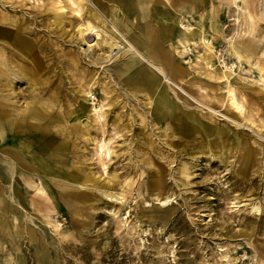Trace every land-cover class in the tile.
Returning <instances> with one entry per match:
<instances>
[{
	"label": "rangeland",
	"instance_id": "obj_1",
	"mask_svg": "<svg viewBox=\"0 0 264 264\" xmlns=\"http://www.w3.org/2000/svg\"><path fill=\"white\" fill-rule=\"evenodd\" d=\"M95 1L0 0V264H264V0L144 14L131 84Z\"/></svg>",
	"mask_w": 264,
	"mask_h": 264
},
{
	"label": "crops",
	"instance_id": "obj_2",
	"mask_svg": "<svg viewBox=\"0 0 264 264\" xmlns=\"http://www.w3.org/2000/svg\"><path fill=\"white\" fill-rule=\"evenodd\" d=\"M101 1L102 0H97L95 2L97 4L102 5ZM107 1L113 4V8L111 9L110 13L112 14L111 15L112 18L115 20V15H116L115 13H120L121 11H120L119 7L116 5V3L111 2L109 0H107ZM119 1H121V4L124 6V8H122V9L126 13H128L129 15L134 14V17L136 18V22H137V23L135 22L134 24H131V23H129V21L126 22V21L120 20L121 23H126L127 27L129 28V34L127 35V39L132 44L134 50L136 49L135 50L136 55H135L134 60L135 61L137 60L136 61L137 64L135 66H140L139 65L141 63L140 61L143 59L144 60L148 59V60H151L154 62L159 61V66L160 65L164 66L163 62L166 59V57H162L159 53H157L161 49H163V47H162V45H158V42L156 41V39L154 37L156 30H157L156 29L157 27L153 24L152 25L150 24V31L145 33V31H147V29L149 28V25L146 23H141V20H143L145 17H144V15L140 14L141 12L139 11V5H145L146 4L149 6L150 10L147 12V15H149V13L155 12V11L157 14H160L161 16L162 15L164 16L165 13H167V15H169V16H165L164 17L165 19L171 18L170 14H168V13H170L171 7H167V9L165 8L164 10L161 8L162 4H163V6L166 4L165 3L166 0H139V1L138 0H119ZM173 1L172 2L174 3V7L172 8V11H174V16H176L179 14L177 12V11H179V9H186V7L184 6L185 3H182V0H173ZM208 2H209L208 0H205V2H203V3L199 2V3H197V4H199L197 6L198 7L202 6V8H203V7H205V5ZM198 7H194V9L192 8L190 10L191 12H189V13H192V14L199 13L201 11V9H196ZM182 13H183V11H182ZM133 18H131L130 20H132ZM174 19H175V17H174ZM174 19H172V23H174V21H175ZM120 21L115 20L114 22L117 24H121ZM139 26H142V28L139 29ZM165 27L166 26H163V28L166 30ZM164 29H163V31H164ZM168 35H169V33L166 32L167 39H169ZM161 58L163 60H161Z\"/></svg>",
	"mask_w": 264,
	"mask_h": 264
},
{
	"label": "bare ground",
	"instance_id": "obj_3",
	"mask_svg": "<svg viewBox=\"0 0 264 264\" xmlns=\"http://www.w3.org/2000/svg\"><path fill=\"white\" fill-rule=\"evenodd\" d=\"M69 1H71V0H69ZM74 1V0H73ZM109 1H111V2H114V3H116V5L120 8V7H122V8H124V6L121 4V1H119V0H109ZM139 1V0H138ZM173 0H166V2L169 4V6L171 7V8H173L174 7V1L172 2ZM249 1V0H248ZM199 2H205V0H182V3H185V7H186V9H179V11L182 13V11L183 12H185V13H189V12H191L190 10L193 8L194 9V7H198L197 5H199V4H197V3H199ZM241 2H243V3H248L246 0H241ZM71 4H72V2H70ZM78 3V2H77ZM254 3V2H253ZM58 4V3H57ZM76 4V3H75ZM76 6L78 7V6H80V4L79 5H77L76 4ZM126 6V5H125ZM74 7V6H73ZM117 7V8H118ZM176 7V6H175ZM183 7V6H182ZM204 8V7H203ZM196 9H201V11H203L202 10V6H200V7H198V8H196ZM78 10V9H77ZM76 10V11H77ZM150 10V8H149V6L148 5H139V11L141 12L140 14L141 15H144V14H147V12ZM252 11H253V14H255L254 12V9H251ZM143 11V12H142ZM179 11H177L179 14H181ZM199 12V11H198ZM137 14V13H136ZM88 16H89V14H88ZM88 20H90V19H88ZM98 20V19H97ZM120 21V20H119ZM2 22H5V20H3ZM120 23H121V21H120ZM137 23V22H136ZM2 24H4V23H2ZM86 24V23H85ZM115 25H116V27L122 32V35H120L119 37L118 36H115V35H112L111 33H106L105 34V36L107 37V39H105L106 37H104V39H105V41L104 40H102V42L104 41V43L107 45V49H108V51L110 52L107 56H106V58H107V61L109 62V60L111 59V57L114 55V58L116 57V54L120 51V50H124V52L125 53H129V54H127V57H125L124 58V61H122L121 62V67H122V71L123 72H125V73H129V78H128V83L129 84H131V83H135V81L137 80V78H138V75L137 74H133V73H131L130 71L135 67V65L137 64V60L135 61L134 59H135V55H136V49L134 50V48H133V46H132V44L128 41V39H127V35L129 34V28L127 27V25H126V23H121V24H117V23H115ZM114 25V26H115ZM98 26H100V27H102L103 28V23H96V24H91L90 22H88L87 23V25H85V29L84 30H88V29H91L92 31L96 28V27H98ZM133 26V25H132ZM84 27V26H83ZM142 28V26H139V29H141ZM188 29H190V28H188ZM3 31H5V32H3V35H4V37L6 38V39H8V40H10L11 39V35L13 34V33H11L12 31H8V30H3ZM80 31V30H79ZM95 31V32H94ZM93 31V35H94V33H96V35L98 36L99 34L97 33V31L96 30H94ZM202 31H203V29H202ZM86 32V31H85ZM87 33V32H86ZM204 33V32H203ZM84 34V33H83ZM206 34V33H205ZM23 35V34H22ZM81 35V34H80ZM95 36V35H94ZM202 36V35H201ZM99 37V36H98ZM182 37V36H181ZM200 38H202V37H200ZM13 39H17L16 37H13ZM96 39V38H95ZM100 39V38H99ZM98 39V40H99ZM204 39V38H203ZM106 40H107V42H106ZM226 40V39H225ZM14 41V40H13ZM97 41V40H96ZM234 41V40H233ZM206 42V41H205ZM104 44V45H105ZM122 44H124V46H122ZM96 45V44H95ZM206 45V44H205ZM100 46V45H99ZM239 47V46H238ZM23 49V48H22ZM3 50V49H2ZM209 51H207V52H210V49H208ZM123 52V53H124ZM229 52V51H228ZM122 53V52H121ZM140 54V53H139ZM206 54V53H205ZM118 55V54H117ZM218 55V54H217ZM32 57H33V55H32ZM206 57V56H205ZM239 57V56H238ZM98 58V57H97ZM103 58H104V56H103ZM203 58V57H202ZM205 59V58H204ZM98 60V59H97ZM105 60V59H104ZM113 60V59H112ZM144 60V59H143ZM6 60H0V64H2V63H4ZM21 61V60H20ZM35 61V60H34ZM111 61V60H110ZM221 61V60H220ZM101 62V61H100ZM97 63V62H96ZM99 63V62H98ZM148 63V62H147ZM7 64V63H6ZM17 64V63H16ZM103 64H104V62H103ZM110 64V63H109ZM150 65V64H149ZM223 66V65H222ZM20 67V66H19ZM210 67V66H209ZM208 67V68H209ZM224 67L226 68V69H228L229 70V67L227 66V65H224ZM141 70V69H140ZM156 70V69H155ZM158 71V70H157ZM33 74V73H32ZM145 75V74H144ZM149 75V74H148ZM222 78V77H221ZM140 80V79H139ZM144 83V82H143ZM150 89V88H149ZM233 90V89H232ZM230 91H231V88H230ZM228 92L229 93V103H230V105L232 106V107H234L237 111H241V106L237 103V99H235V97H234V94H233V92ZM91 99H93V97L91 98ZM33 109V108H32ZM35 109V108H34ZM101 109H102V105L101 104H98V105H95V106H93L92 107V112H93V114H95L96 115V117H98V118H100V111H101ZM234 109V110H235ZM36 110H37V108H36ZM35 110V111H36ZM24 112V111H23ZM31 126V125H30ZM106 147V145H102L101 144V146H100V150L101 151H99L100 152V154L101 153H104L105 152V154H108L109 153V149L106 147V150L104 151V148ZM182 173H184V172H182ZM185 174V173H184ZM168 202V199H166V200H164V201H162V204H165V203H167Z\"/></svg>",
	"mask_w": 264,
	"mask_h": 264
}]
</instances>
